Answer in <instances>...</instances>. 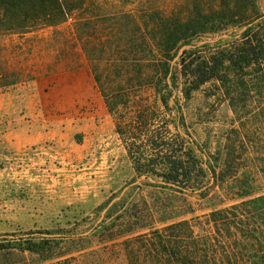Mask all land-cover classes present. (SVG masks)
I'll use <instances>...</instances> for the list:
<instances>
[{
    "label": "trees",
    "instance_id": "1",
    "mask_svg": "<svg viewBox=\"0 0 264 264\" xmlns=\"http://www.w3.org/2000/svg\"><path fill=\"white\" fill-rule=\"evenodd\" d=\"M258 10L257 0L196 2L186 16L139 15L100 0H0V34L61 27L88 60L132 163L133 183L142 179L135 188L146 190L103 232L107 240L136 235L132 264H264ZM231 25L247 28L229 45L190 47L201 34ZM208 83L237 123L215 152L197 148L183 111ZM257 104L259 111L252 110Z\"/></svg>",
    "mask_w": 264,
    "mask_h": 264
},
{
    "label": "rangeland",
    "instance_id": "2",
    "mask_svg": "<svg viewBox=\"0 0 264 264\" xmlns=\"http://www.w3.org/2000/svg\"><path fill=\"white\" fill-rule=\"evenodd\" d=\"M100 2L107 9L139 15L160 11L186 16L194 3L215 0ZM257 5V21L264 22V0ZM246 28L231 25L201 34L190 47L229 45ZM2 80L17 84L7 92L15 90L22 97V115L48 136L0 158V209L6 213L0 264H132L129 252L136 235L107 240L103 232L141 196L146 198V190L135 188L142 179L133 183L132 163L80 47L64 28L2 33ZM183 111L198 149L215 152L237 125L214 83L193 92Z\"/></svg>",
    "mask_w": 264,
    "mask_h": 264
},
{
    "label": "crops",
    "instance_id": "3",
    "mask_svg": "<svg viewBox=\"0 0 264 264\" xmlns=\"http://www.w3.org/2000/svg\"><path fill=\"white\" fill-rule=\"evenodd\" d=\"M53 28L54 27H48ZM61 28V27H58ZM15 35V34H14ZM15 82L4 81L0 82V158L6 156L7 151L11 149H20L30 144L36 143L41 136H48L46 133L39 132L38 124L32 119H28L27 115H22L21 105L22 97L16 95V91L7 92L8 87H11ZM13 93V94H10ZM33 108H31L30 115L33 114ZM27 118V119H26ZM5 209H0V232L4 223H1V218H5Z\"/></svg>",
    "mask_w": 264,
    "mask_h": 264
}]
</instances>
